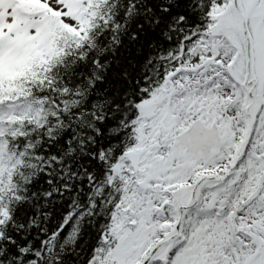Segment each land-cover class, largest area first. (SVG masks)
Masks as SVG:
<instances>
[{"label":"snow or ice","instance_id":"1","mask_svg":"<svg viewBox=\"0 0 264 264\" xmlns=\"http://www.w3.org/2000/svg\"><path fill=\"white\" fill-rule=\"evenodd\" d=\"M0 264H264V0H0Z\"/></svg>","mask_w":264,"mask_h":264}]
</instances>
